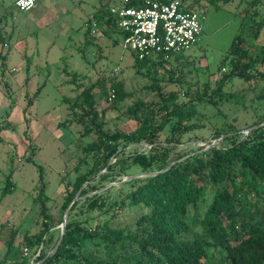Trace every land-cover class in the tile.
Segmentation results:
<instances>
[{
    "label": "rangeland",
    "instance_id": "374dc122",
    "mask_svg": "<svg viewBox=\"0 0 264 264\" xmlns=\"http://www.w3.org/2000/svg\"><path fill=\"white\" fill-rule=\"evenodd\" d=\"M185 1L196 3L204 11L202 35L195 46L180 54V58H170L168 64L153 68L149 74L135 68L134 54L124 48L120 31L105 30L104 12L120 6L121 0H39L30 13L19 11L5 0L0 8V33L4 38L0 42V54L7 58L3 62L0 57V264H40L36 261L41 247L30 248L25 239L43 230L40 204L35 201L39 185L36 165L44 168L49 214L57 222L51 231L53 240L46 249L48 254L62 235V224L58 221L64 197L80 175L91 174L95 169L91 145L97 141L96 136H83L84 127L77 121L79 116L70 108L76 102L81 103L80 94L84 88L100 81L103 88L96 96L97 111L101 116L104 114L101 121L105 131L130 134L137 123L126 112L136 101L143 102L139 115L157 120L164 115L160 110L161 95L167 97L170 91L181 92V89H191L195 95L203 90L205 83L214 87L221 73L229 72L228 68H223L221 73L218 69L238 34L245 37L249 46L263 49L264 0H258L255 5L251 4L256 0ZM93 13L94 18L89 19ZM86 21H90L92 29L95 23L97 31L87 38ZM257 31H260L259 37L255 38ZM94 36L96 43L87 46L86 40ZM258 68L264 72V65ZM170 69L175 74H171ZM69 74H78L81 79L77 83H81V89L71 84ZM171 75L173 79L179 77L180 81L172 82ZM118 82L133 94L122 103L109 99L111 85ZM262 94L264 79L251 82L233 79L218 100L219 106L196 103L198 115L189 123L201 125V128L184 134L183 139L207 141H188L174 148L165 142L170 136L168 128L159 140L161 146L151 152L145 151L155 156L156 163L151 170L145 171L133 156L135 150L144 151L150 145L143 142L125 146L123 142L121 150L125 154L121 162L116 159L109 162L114 169L106 181L99 177L108 172L106 169L99 175H91L93 180L82 188L87 194L79 195L75 208L68 211V219L81 222L89 234L106 230V225L114 230H136L144 211L130 207L126 196L138 183L125 185V182L132 180V176H142L135 179L143 180L147 174L160 171V166L173 163L180 155L192 151L189 149L212 144L217 129L233 125L243 139L250 129L262 127L264 123L256 125L264 116V99H259ZM178 99V103L189 100L184 95ZM173 126L181 127L176 118H173ZM31 147L35 148L34 155ZM29 157L36 165L28 162ZM10 174L12 193L4 194ZM206 204L201 207L202 213ZM13 234L12 251L6 255ZM96 242L88 239L84 251L105 255L104 246ZM216 257L220 258V253Z\"/></svg>",
    "mask_w": 264,
    "mask_h": 264
},
{
    "label": "trees",
    "instance_id": "16d2710c",
    "mask_svg": "<svg viewBox=\"0 0 264 264\" xmlns=\"http://www.w3.org/2000/svg\"><path fill=\"white\" fill-rule=\"evenodd\" d=\"M181 1L187 4L190 10L205 18L204 11L196 6V3ZM257 1L251 5H255ZM211 2L228 3L229 0ZM107 7L105 5V8ZM104 17L106 31H120L110 9L107 8ZM89 32L88 30L86 35ZM259 32H256L255 38L259 37ZM96 39L94 36L86 40L85 44L93 45ZM3 41L0 33V42ZM255 46H249L245 37L238 34L218 69L221 73L223 68H228V74L221 73L214 87L205 83L203 90H198L195 95L191 89H181L182 93L170 91L167 97L161 95L160 110L164 112L161 119L139 115L143 110V102L136 101L126 112L127 116L137 123V128L130 134H111L105 131L101 121L104 114L101 116L97 111L99 102L96 99L103 84L96 81L84 88L80 94L81 103L76 102L70 108L79 116L77 121L84 127L83 136H96L97 141L91 145L95 169L91 174L77 178L73 189L64 197L58 222L63 223V216L72 203L71 210L75 208L78 193H81L80 197L87 194L82 188L93 180L91 175H99L106 169L108 172L99 177L101 181L108 180L114 169L109 162L116 159V162L120 163L121 156L125 154L121 150L123 142L126 143L125 146L143 142L150 145L144 147V151L135 150L133 154L135 162L145 171L151 170L156 163L155 156H149L145 151L151 152L161 146L159 140L168 128L170 136L165 138L168 146L176 148L187 144L188 141L206 142L207 139H183L184 134L194 133L201 128V125L189 123L198 115L196 103L219 106L218 100L223 97L225 87L233 79L247 82L263 80L264 72H260L258 67L264 65V47L259 50ZM0 57L3 62L7 59L1 54ZM134 57L135 68L139 71L146 70L149 74L153 68L165 66L170 60L162 57L155 61L139 60L135 54ZM176 57L180 58L181 55ZM169 72L175 74L173 69ZM69 77L71 84H76L78 89L82 88L81 83H77L81 79L78 74H69ZM171 81L179 82L180 78L173 79L171 75ZM105 93L108 95L107 91ZM183 95L189 100L178 103V98ZM132 96V93L126 91L123 83H114L110 87L109 99L116 103H122ZM259 99H264V94ZM173 118L178 120L181 127H172ZM262 123L264 116L256 125ZM242 138H239L238 130L233 125L217 129L213 139L218 140V143L211 148L206 149L205 146L189 149L192 151L180 155L173 163L160 166L158 170H165L164 172L143 180L132 179L125 182V185L138 183L126 196L130 207H139L144 211L138 219L136 230H114L106 225V230L89 234L81 222L69 218L61 245L51 256H48L46 249L52 244L51 231L57 222L49 214L44 168L36 165L32 157H29L28 162L38 167L39 185L35 201L40 204L43 218V230L39 235L25 238L30 248L41 247L36 263L264 264V125L251 129L249 134ZM31 149L34 155L35 148ZM127 175L130 174L125 176ZM12 188L10 174L3 193H12ZM205 202L206 209L202 213L201 207ZM93 204L97 205V202L93 200ZM14 239L15 234L11 237L6 255L11 253ZM88 239L96 240L97 245L104 246L105 255L86 253L84 247ZM217 253H220V258L216 257Z\"/></svg>",
    "mask_w": 264,
    "mask_h": 264
},
{
    "label": "built area",
    "instance_id": "2783aa9c",
    "mask_svg": "<svg viewBox=\"0 0 264 264\" xmlns=\"http://www.w3.org/2000/svg\"><path fill=\"white\" fill-rule=\"evenodd\" d=\"M38 1L16 0L15 6L29 13ZM110 11L123 36L124 48L139 60L170 59L195 46L203 32L204 18L181 0H121V5ZM93 27L95 33V23Z\"/></svg>",
    "mask_w": 264,
    "mask_h": 264
},
{
    "label": "water",
    "instance_id": "95a60500",
    "mask_svg": "<svg viewBox=\"0 0 264 264\" xmlns=\"http://www.w3.org/2000/svg\"><path fill=\"white\" fill-rule=\"evenodd\" d=\"M252 129H254V128H252ZM250 130H251V129H250ZM217 143H218V140H215V142H213L212 144H208V146H206V147H207L206 149L211 148L212 146L216 145ZM182 160H183V159H182ZM164 171H165V170H162V171H159V172H155V173H149V174H147L146 176H147V177H149V176H155V175L160 174V173H162V172H164ZM140 177H142V176H132V177H130V179H135V178H140ZM79 195H80V193H78V195L76 196L75 201L79 198ZM75 201H74V202H75ZM72 204H73V203H72ZM72 204L68 207V209L66 210V212H65V214H64V216H63L62 235H61V237H60V239H59L57 245L55 246L54 250H53L51 253H49L48 256L53 255V254L58 250L59 246L61 245V242H62L63 237H64V234H65L66 225H67V222H68V220H67V219H68V211L70 210Z\"/></svg>",
    "mask_w": 264,
    "mask_h": 264
},
{
    "label": "crops",
    "instance_id": "0c3cea01",
    "mask_svg": "<svg viewBox=\"0 0 264 264\" xmlns=\"http://www.w3.org/2000/svg\"><path fill=\"white\" fill-rule=\"evenodd\" d=\"M15 1L16 0H9V5L11 6L12 4H14V6H15ZM3 5H5V0H0V8L3 6ZM9 6V7H10ZM32 12V11H31ZM30 13V12H29ZM92 18H94V13L93 14H91V15H89V19H92ZM88 19V20H89ZM87 23H85V31L87 32V29L90 31L89 33H88V35H85V38H87V36H89V34L90 33H92L93 35L94 34H96L97 33V31H95V33H93V29L91 28V25H90V21H86ZM91 28V29H90ZM94 43H96L95 41H94Z\"/></svg>",
    "mask_w": 264,
    "mask_h": 264
},
{
    "label": "clouds",
    "instance_id": "9594fccd",
    "mask_svg": "<svg viewBox=\"0 0 264 264\" xmlns=\"http://www.w3.org/2000/svg\"><path fill=\"white\" fill-rule=\"evenodd\" d=\"M21 2H23V0H21ZM31 2V0H29V3Z\"/></svg>",
    "mask_w": 264,
    "mask_h": 264
}]
</instances>
